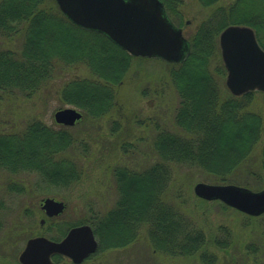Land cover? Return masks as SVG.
Returning a JSON list of instances; mask_svg holds the SVG:
<instances>
[{"label": "trees", "instance_id": "1", "mask_svg": "<svg viewBox=\"0 0 264 264\" xmlns=\"http://www.w3.org/2000/svg\"><path fill=\"white\" fill-rule=\"evenodd\" d=\"M199 1L205 6L218 3ZM163 2L172 20L180 25L175 16L180 15L179 0ZM230 25L252 28L264 49V0L217 5L192 36L185 61L172 63L169 78L180 97L176 123L181 133L158 130L155 149L160 159L151 166L112 169L118 190L114 208L104 214L92 212L86 220L99 238L100 248L125 247L134 241L139 228L146 226L155 251L184 257L200 252L203 264L215 263L216 256L209 249L225 245V240L215 237L211 241L180 204L167 197L173 181L170 164L199 168L223 184L237 183L236 172L262 138L259 162L264 171V106L253 109L256 95L264 93L226 94L217 79L226 72L225 66L212 64L220 53V33ZM22 33L21 51L0 45V92L29 98L55 76L60 65L82 63L92 77L68 82L61 92L62 100L96 119L119 108L118 87L136 57L105 35L73 24L55 0H0V36L13 38ZM69 128L60 125L55 129L32 120L19 131L0 129V168L12 173L36 172L49 184L73 186L84 170L67 156L71 149L79 151L78 140ZM81 146V153H86L87 144L82 142ZM251 174L257 181L261 179ZM173 199H186L182 187L175 190ZM68 229L61 232L59 240Z\"/></svg>", "mask_w": 264, "mask_h": 264}, {"label": "rangeland", "instance_id": "2", "mask_svg": "<svg viewBox=\"0 0 264 264\" xmlns=\"http://www.w3.org/2000/svg\"><path fill=\"white\" fill-rule=\"evenodd\" d=\"M233 1L218 0L212 6H205L199 0H179L180 15H175L181 22L178 26L191 40L217 5H228ZM23 42V33L13 38L0 36V45L6 49L19 52ZM212 64L224 66L221 50ZM172 66V63L159 59L133 58L124 82L118 87L119 108L97 119L83 115L78 124L69 128V133L78 140L79 151L71 149L67 156L76 160L79 168L84 170L80 181L73 186L49 184L36 172L12 173L0 168V264H20L19 256L30 238L45 236L54 239L55 236L57 241L67 228L87 224L92 212L104 214L114 208L118 190L113 168L127 166L143 170L159 161L155 149L158 130L181 133L176 123L180 97L169 78ZM88 77H92V72L82 63L60 65L55 76L29 98L0 92V129L19 131L32 120L59 129L60 125L55 122L57 111L73 107L82 112L62 100L64 86L73 79ZM226 78L227 72L217 76L225 93L231 94L226 87ZM253 106L256 107L253 109L262 108L264 96L256 95ZM262 139L249 160L236 172L240 183L232 184L254 191L264 189V171L259 162ZM82 142L88 146L84 154L81 153ZM170 166L173 181L168 187L167 200L180 204L211 241L215 237L225 240V245L209 249L216 256L214 264H264V214L251 217L220 200L208 201L198 197L194 192L197 183H223L199 168L175 163ZM251 172L261 179L257 181ZM179 187L186 195L184 201L173 199ZM45 198L63 202L64 211L58 217H46L41 209ZM95 236L98 250L80 264H203L200 252L184 257L155 251L146 226L139 228L134 241L121 248L102 249ZM53 260L55 264H74L61 255Z\"/></svg>", "mask_w": 264, "mask_h": 264}, {"label": "water", "instance_id": "3", "mask_svg": "<svg viewBox=\"0 0 264 264\" xmlns=\"http://www.w3.org/2000/svg\"><path fill=\"white\" fill-rule=\"evenodd\" d=\"M64 15L74 24L108 36L134 56L182 63L190 53V42L166 13L162 0H56ZM227 70L226 86L233 95L264 93V49L248 26L231 25L219 38ZM81 112L65 108L55 113L58 124L74 126ZM195 194L205 200H220L249 216L264 213V189L259 191L236 184L199 182ZM65 204L46 198L42 210L47 217L64 211ZM44 223V220L41 221ZM98 249L93 229L84 224L73 227L61 241L45 236L30 238L19 256L20 264H55L52 257L64 255L80 264Z\"/></svg>", "mask_w": 264, "mask_h": 264}, {"label": "flooded vegetation", "instance_id": "4", "mask_svg": "<svg viewBox=\"0 0 264 264\" xmlns=\"http://www.w3.org/2000/svg\"><path fill=\"white\" fill-rule=\"evenodd\" d=\"M59 216V215H58ZM59 257V254L57 255Z\"/></svg>", "mask_w": 264, "mask_h": 264}]
</instances>
